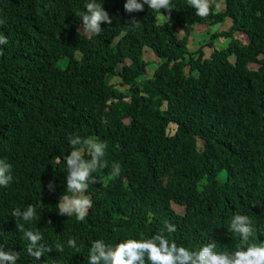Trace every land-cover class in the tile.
<instances>
[{
	"label": "trees",
	"instance_id": "trees-1",
	"mask_svg": "<svg viewBox=\"0 0 264 264\" xmlns=\"http://www.w3.org/2000/svg\"><path fill=\"white\" fill-rule=\"evenodd\" d=\"M123 2L103 0L111 21L90 36L77 16L84 0H0L8 39L0 46V159L14 177L0 188V245L18 252L16 264H87L94 239L156 233L189 248L210 238L230 251L240 243L226 230L236 212L251 218L250 239L264 241V0H209L206 17L171 0L163 21L147 6L126 14ZM227 19L207 43L228 38L225 48L205 57L204 44L187 47L196 25ZM145 50L157 60L151 69ZM70 134L107 145L83 222L56 212ZM28 204L37 222L10 216ZM17 223L42 234L50 251L40 261L27 255ZM69 237L80 251L57 252Z\"/></svg>",
	"mask_w": 264,
	"mask_h": 264
},
{
	"label": "clouds",
	"instance_id": "clouds-1",
	"mask_svg": "<svg viewBox=\"0 0 264 264\" xmlns=\"http://www.w3.org/2000/svg\"><path fill=\"white\" fill-rule=\"evenodd\" d=\"M188 5L194 9L199 17L209 14V0H187ZM103 0H84L83 11L77 13L83 34L99 36L101 22L110 23L111 17L102 7ZM147 6L159 14L161 20L167 17L161 14V9H171V0H124L122 8L126 14L139 12ZM132 18L131 24L135 23ZM3 20H0V24ZM8 39L0 34V46L7 45ZM2 51V49H0ZM68 143L72 150L63 157L64 161V188L67 192L56 203L58 215L75 217L76 221L83 222L88 214L92 201L86 195L89 184L97 181L94 173L106 167L103 159L107 145L103 141L88 138L82 140L79 135L70 134ZM88 154L85 158L84 153ZM59 161V158H58ZM120 174V164L113 163L111 175L117 177ZM14 180L12 166L4 159H0V188L8 187ZM56 184L50 180L47 183L49 191H54ZM10 216L17 222H37L40 213L36 208L27 206L13 208ZM16 227L23 233L25 251L33 261H40V257L50 251L49 247L42 243V234L39 231L26 229L17 223ZM167 233H173L175 226L165 224ZM227 232L234 234L239 240V246L233 250H217V243L208 238L207 242L198 247H185L175 240H169L166 235L156 233L150 236L125 237L115 242H105L104 239H94L87 248V264H264V241L259 243L252 241L253 224L246 214L234 213L227 225ZM65 246L74 252L80 251V246L72 237L66 239L63 244H55L57 252H63ZM19 254L11 249L5 250L0 245V264H16Z\"/></svg>",
	"mask_w": 264,
	"mask_h": 264
},
{
	"label": "rangeland",
	"instance_id": "rangeland-1",
	"mask_svg": "<svg viewBox=\"0 0 264 264\" xmlns=\"http://www.w3.org/2000/svg\"><path fill=\"white\" fill-rule=\"evenodd\" d=\"M218 8L222 9L223 8V3H219L218 4ZM230 27V20L227 19L225 20L223 23H217L214 24L213 26H210L208 24H204V25H196L193 29L192 34L190 35L189 42L187 47L190 50H193L197 47H199L201 44H204V54L205 57L210 56L211 52L213 50H219L221 48H225L229 42L228 38H215L213 41V45L210 47L207 45V43L210 40V34L215 32V31H224L227 30ZM178 33L180 35L183 34V30L182 29H178ZM236 38H239L240 40L247 42V39L245 38V35L240 34L239 32H234V34ZM142 59L144 61H148V63L150 64V69L156 66V62L157 60H155V57H153L151 54H149L148 51H144L143 55H142ZM128 62V61H127ZM248 66L251 69H256L259 65L257 63H249ZM116 78L113 79V81ZM173 208L175 211L181 213L183 211V207L173 204Z\"/></svg>",
	"mask_w": 264,
	"mask_h": 264
}]
</instances>
